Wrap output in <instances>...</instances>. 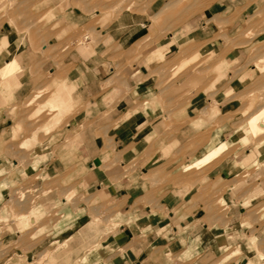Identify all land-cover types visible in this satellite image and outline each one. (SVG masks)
I'll use <instances>...</instances> for the list:
<instances>
[{
	"label": "crops",
	"instance_id": "obj_1",
	"mask_svg": "<svg viewBox=\"0 0 264 264\" xmlns=\"http://www.w3.org/2000/svg\"><path fill=\"white\" fill-rule=\"evenodd\" d=\"M24 1L39 25L0 28V227L3 243L22 244L0 264H264V143L234 140L233 96L216 100L250 80L249 68L232 78L247 49L214 40L216 21L248 0L217 2L166 34L153 17L168 0L115 13L106 0ZM206 65L214 72L199 74ZM54 81L74 89L49 99L51 124L74 107L46 131L47 109L25 108ZM19 126L31 133L13 139Z\"/></svg>",
	"mask_w": 264,
	"mask_h": 264
},
{
	"label": "rangeland",
	"instance_id": "obj_2",
	"mask_svg": "<svg viewBox=\"0 0 264 264\" xmlns=\"http://www.w3.org/2000/svg\"><path fill=\"white\" fill-rule=\"evenodd\" d=\"M107 2H111L110 5L113 9L114 13L121 8L129 7L131 10H142L146 8V6L151 5L156 0H106ZM160 1V0H159ZM223 0H168L167 3L164 4L163 8L159 10V13L153 17V21L161 26L163 21H166L167 27L166 33L175 32L178 26L183 24H188V21L192 17L199 16L200 14L207 13L208 9L212 7L217 2H222ZM163 3V2H162ZM32 4L26 3L24 0H0V28L1 26L10 21L11 23H15L19 20L26 23L27 26L39 25V17L38 20L35 19L33 14V6ZM161 5V2L159 3ZM144 10V9H143ZM239 16H242L239 18ZM239 21V29L238 34L234 36H230L227 38V26H231L233 21ZM216 21V20H215ZM218 30L214 37V40L218 42V38H222L227 47H235V46H243L247 49V56L245 61L241 63L239 66H235L233 68V79L237 78L243 70L250 69V75H246L250 77L248 82H245L244 85H241L239 82H234L227 86V88L217 96L216 100H221L223 97L232 95L233 97L229 100V110L227 116L224 119L231 120L233 122V126L235 131L238 133L233 137L234 140L240 138L241 144L245 145L246 148L256 147L262 143H264V0H248L247 3L241 7H238L235 13L229 18L216 21ZM164 34V35H165ZM187 38L181 41V43L186 44ZM204 43V42H203ZM203 43H198L197 46H201ZM2 43V48H3ZM0 48V50L2 49ZM185 51L181 53V56L177 55L174 59L169 61L168 67L171 69V73L178 71V68L172 71L178 62L179 58L184 56ZM215 59H221V56H217ZM221 68L220 66H218ZM254 68V69H252ZM214 68H210L209 65L204 66L203 71H199V74H211ZM186 73V72H185ZM55 89L52 93H49L51 90V86L47 85L44 89L38 90L28 101L31 102V105L25 110L31 111L35 110L33 113L29 115V118H33L39 115L41 112L47 109L43 117L48 118L45 124L46 131L51 130L52 128L59 125L65 117L72 111L74 107V103L72 109L65 113L63 117L59 120V122H55L51 124L53 116L58 113L57 109L53 108L49 104V99L54 95V93L60 88H64L67 86L71 91V95L73 93V86L69 85L65 81H54L52 84ZM46 89V90H45ZM45 90V91H44ZM44 95L46 98H40ZM73 97V95H72ZM74 99V98H73ZM26 104L23 105L25 107ZM51 113V115H50ZM261 113V117L259 119L260 128L258 130L252 129V126L249 124V120L252 116ZM41 118V117H40ZM252 132L259 134L257 136H250V129ZM23 132L21 126L17 127L13 131V139H17L19 137V133ZM30 134V130H26L23 134ZM36 133V132H35ZM2 135H0V139ZM219 146H222L218 149V154L220 155L223 151L228 149V142H223ZM29 147V146H27ZM239 145H236L228 150V152H233ZM3 148H0V151ZM7 149V148H6ZM196 163L195 165H197ZM188 166H193V164H188ZM33 184V179L25 183V186L20 187L19 196L23 199L26 194H24L25 189L30 187ZM32 192V191H31ZM29 199V196L26 197ZM32 198V197H31ZM29 201V200H28ZM17 202L11 201V205H15ZM12 206V207H13ZM15 219L17 220L19 215L14 214ZM259 216H264V210L259 213ZM8 228V226H7ZM9 229L11 227L9 226ZM6 227H0V262L7 254L8 250L12 246H21L22 244L19 242H12L11 246H7L6 243L2 242V238L6 235ZM264 239V237H263ZM257 250L259 257L264 260V240L262 243L257 244ZM33 264H46L44 263V259H37L33 262Z\"/></svg>",
	"mask_w": 264,
	"mask_h": 264
},
{
	"label": "bare ground",
	"instance_id": "obj_3",
	"mask_svg": "<svg viewBox=\"0 0 264 264\" xmlns=\"http://www.w3.org/2000/svg\"><path fill=\"white\" fill-rule=\"evenodd\" d=\"M12 62H14V61H12ZM10 63H9V66L8 67L5 66L6 68L4 67L5 69H3V72H4L3 75H5V76H6L5 73L12 74V73H14V72H16L18 70V64L19 63L18 64L16 62H14L13 64H10ZM19 68H20V66H19ZM262 112L264 113V110ZM260 117H261V113H258V114H256V115H254V116L251 117V119L249 120V124L252 126V129L258 130L261 127L260 126V123H259Z\"/></svg>",
	"mask_w": 264,
	"mask_h": 264
}]
</instances>
